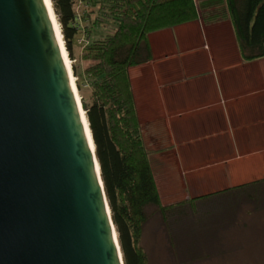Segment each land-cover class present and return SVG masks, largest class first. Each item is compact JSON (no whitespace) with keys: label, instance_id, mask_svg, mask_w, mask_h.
Wrapping results in <instances>:
<instances>
[{"label":"water","instance_id":"95a60500","mask_svg":"<svg viewBox=\"0 0 264 264\" xmlns=\"http://www.w3.org/2000/svg\"><path fill=\"white\" fill-rule=\"evenodd\" d=\"M68 54L51 0H0V264H126Z\"/></svg>","mask_w":264,"mask_h":264},{"label":"trees","instance_id":"16d2710c","mask_svg":"<svg viewBox=\"0 0 264 264\" xmlns=\"http://www.w3.org/2000/svg\"><path fill=\"white\" fill-rule=\"evenodd\" d=\"M69 55L76 0H51ZM96 22L114 20L115 29L93 38L85 73L91 98L82 94L105 190L126 264H149L143 245L146 224L160 213L174 255L191 262L208 255L206 241L247 216L264 213V177L165 203L154 172L131 80L130 68L153 58L151 31L228 12L245 60L264 56V0H93ZM73 71L82 82L76 65ZM244 223V224H245ZM208 252V253H207Z\"/></svg>","mask_w":264,"mask_h":264},{"label":"crops","instance_id":"0c3cea01","mask_svg":"<svg viewBox=\"0 0 264 264\" xmlns=\"http://www.w3.org/2000/svg\"><path fill=\"white\" fill-rule=\"evenodd\" d=\"M149 41L153 58L130 74L158 185L195 196L264 177V56L243 58L229 13L151 31Z\"/></svg>","mask_w":264,"mask_h":264},{"label":"rangeland","instance_id":"374dc122","mask_svg":"<svg viewBox=\"0 0 264 264\" xmlns=\"http://www.w3.org/2000/svg\"><path fill=\"white\" fill-rule=\"evenodd\" d=\"M86 1H88V10L86 11L85 33L88 35L91 43L93 38L101 37L112 32L117 26V23L114 20L96 22V13L91 11L93 0ZM76 41L74 57L72 58L68 54L70 64L72 69L73 63L76 65L79 78L82 82V89L78 87L80 96L84 94L90 99L92 88L84 70L87 60L85 62L82 61L80 54L83 55L85 53L82 52V49L79 51L77 46L79 47L80 45L81 47V43L77 38ZM256 66L257 74H260L264 79L263 64L259 62ZM74 77L77 83L78 76L75 73ZM144 125L145 130L149 131L150 135H152L154 132L152 124ZM158 175H161L160 170L158 171ZM159 178V188L165 203L189 198L196 193L194 189H186V191L182 189L181 193L176 195V193H179L178 188L167 187V182L161 179V177ZM244 223L243 221L238 222L222 230V236L218 240L206 241L205 246L206 251H209V253L207 252L208 255L195 261L183 262L173 253L169 236L160 213H154L146 224L143 237V245L149 255V264H264V213L251 214L247 216L246 223Z\"/></svg>","mask_w":264,"mask_h":264},{"label":"built area","instance_id":"2783aa9c","mask_svg":"<svg viewBox=\"0 0 264 264\" xmlns=\"http://www.w3.org/2000/svg\"><path fill=\"white\" fill-rule=\"evenodd\" d=\"M88 1L76 0V11L71 19V25L76 29V38L81 43L83 53L94 52V48L90 46V39L85 33L86 27V11L88 10Z\"/></svg>","mask_w":264,"mask_h":264},{"label":"bare ground","instance_id":"6f19581e","mask_svg":"<svg viewBox=\"0 0 264 264\" xmlns=\"http://www.w3.org/2000/svg\"><path fill=\"white\" fill-rule=\"evenodd\" d=\"M49 3H50V1H49ZM65 53H66V51H65ZM69 55H67V60L69 61V63H70V58L68 57Z\"/></svg>","mask_w":264,"mask_h":264}]
</instances>
